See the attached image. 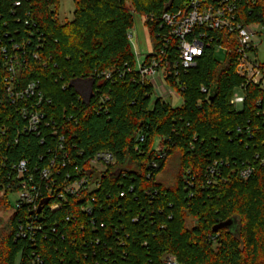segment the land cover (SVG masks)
Here are the masks:
<instances>
[{"label":"trees","instance_id":"obj_1","mask_svg":"<svg viewBox=\"0 0 264 264\" xmlns=\"http://www.w3.org/2000/svg\"><path fill=\"white\" fill-rule=\"evenodd\" d=\"M73 1L74 18L62 23L61 0H30L21 7L0 0V208L10 209L20 189L13 168L21 161L39 184L38 172L54 161L57 179L50 196L42 189L40 204L48 202L37 211L34 242L18 238V231L36 213L12 215L0 238V264H15L20 252L21 264L33 252L44 264H162L165 254L181 264H264V165L255 160L264 158L258 106L264 91L251 86L242 107L231 104L242 83L232 36L214 32L196 66L178 82L169 77L183 99L174 107L153 100V86L136 70L129 34L134 15L143 16L158 50L167 34L163 14L188 0ZM240 8L255 20L264 13V0ZM218 44L232 50L224 62L217 60ZM173 51L167 50L170 57ZM14 56L11 82L8 60ZM31 82H39L36 96L14 101L8 87L17 92ZM83 82L91 85L87 101L77 90ZM38 103L55 122L56 135L52 127L25 131L20 109ZM161 150L165 160L157 155ZM100 151L111 152L116 165L100 177L99 187L61 201L58 193L76 179L75 168L87 167ZM171 161L174 184L167 185L159 177ZM215 162L219 173L212 180L208 170ZM247 164L256 171L245 180L240 172ZM92 197L88 215L82 208ZM54 205L60 206L51 210ZM230 219L237 220L234 229L213 232Z\"/></svg>","mask_w":264,"mask_h":264},{"label":"built area","instance_id":"obj_2","mask_svg":"<svg viewBox=\"0 0 264 264\" xmlns=\"http://www.w3.org/2000/svg\"><path fill=\"white\" fill-rule=\"evenodd\" d=\"M30 0H14L15 7H21L24 2ZM50 1V0H48ZM258 0H188L186 5L175 12H166L162 16L163 24L167 28V34L162 37L163 44L158 50H153L143 61L136 64V70L140 77L153 86L155 99H167L172 96L180 95L173 89L169 82V77L175 78L177 82L183 72L194 68L205 50L214 43L213 33L216 31L224 32L232 36L235 49L233 50L236 63L237 75L242 80L241 85L236 89L231 104L235 108H240L245 103L248 88L256 86L264 91V13L262 16H256L255 20H250V14L241 10V5L245 2L255 5ZM129 39L131 35L129 34ZM18 48V45H14ZM174 47L173 56L167 50ZM216 52L223 51L225 54L232 52L231 48L224 45H215ZM5 51V50H4ZM6 52V51H5ZM13 58V59H11ZM8 60L9 70L13 74L11 82L14 80L15 65L18 57H11ZM37 58V56H35ZM103 76L110 80L112 73L106 72ZM12 85V83H10ZM184 87H182L183 89ZM242 91V94L237 92ZM39 91V82H31L23 90L13 92V88L8 87L14 101L31 98L36 96ZM174 91V92H172ZM203 94H208L205 87L201 88ZM92 96L90 89L89 97ZM182 98V97H181ZM42 98L38 102H41ZM258 106L263 107L260 114L264 118V99L258 101ZM21 117L26 122L25 131L31 133L40 132L42 127L53 128V135L57 134L55 122L47 119V113L38 103L36 105L23 106ZM144 140L143 137L140 139ZM63 142V137H60ZM160 160L166 159L164 151H158ZM255 160L264 165V158L260 155ZM54 161L50 167L44 168L38 172L39 182L35 181V173L29 169L26 161H21L14 166L17 173L20 189L14 195H17L15 209L23 211L30 210L35 214L34 220L27 224H20L18 238L35 241V232L39 229L37 213L41 199L44 198L43 187L48 196L53 193V188L57 184V179L53 176ZM87 167L75 168V180L67 183L62 192L58 193L61 201H66L68 196L80 197L83 193L91 194L100 184V177L111 167L116 165V158L111 152H97L88 162ZM154 168L159 164L155 162ZM101 168H106L101 172ZM36 171V170H35ZM256 171L254 164H247L240 172L243 179H249ZM210 178L219 173L218 162H215L208 170ZM81 174H84L83 176ZM97 175L96 180L95 176ZM72 179V175L67 176ZM43 182V186H42ZM212 183V181H209ZM13 195V196H14ZM95 198H91L82 211L91 215L93 212V203ZM60 205L52 206L51 210H56ZM33 257L28 264H44L42 259L33 252ZM162 264H181L178 258L172 254H165L162 258Z\"/></svg>","mask_w":264,"mask_h":264},{"label":"rangeland","instance_id":"obj_3","mask_svg":"<svg viewBox=\"0 0 264 264\" xmlns=\"http://www.w3.org/2000/svg\"><path fill=\"white\" fill-rule=\"evenodd\" d=\"M75 4L73 0H61L60 10H59V19L62 23L70 22L74 18ZM131 39L130 45L133 51V54L136 59V64L143 61L144 58L151 54L153 51L152 41L147 27L145 26V18L139 14L134 15V27L130 31ZM225 53L223 51L216 54L217 60L219 62L225 61ZM91 85L88 82H83L77 86V90L80 93L83 100L87 101L89 99ZM174 92V91H172ZM240 94V92L237 90ZM155 96H153V100ZM169 103L174 107H179L183 104V99L178 96H172L167 99ZM172 162V161H171ZM101 172H104L106 168H101ZM176 170V163L168 162V165L165 171L160 175L159 180L163 181L167 185L174 184L173 174ZM97 175L95 176L96 180ZM16 199L17 195L11 196V208H0V238L3 231L8 227V223L12 215L16 212ZM193 224V221L189 222V225ZM22 253L17 254L15 264H21Z\"/></svg>","mask_w":264,"mask_h":264},{"label":"water","instance_id":"obj_4","mask_svg":"<svg viewBox=\"0 0 264 264\" xmlns=\"http://www.w3.org/2000/svg\"><path fill=\"white\" fill-rule=\"evenodd\" d=\"M48 200H44L41 202L40 206H39V210H38V213H40L42 211V206L43 204L47 203ZM237 220L236 219H230L226 222H222L218 225H216L214 228H213V232H218L219 230H222V229H225V228H229V229H234L236 226H237Z\"/></svg>","mask_w":264,"mask_h":264}]
</instances>
